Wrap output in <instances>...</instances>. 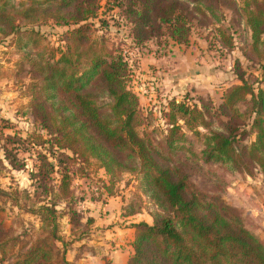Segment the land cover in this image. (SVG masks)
I'll return each mask as SVG.
<instances>
[{"label": "trees", "instance_id": "1", "mask_svg": "<svg viewBox=\"0 0 264 264\" xmlns=\"http://www.w3.org/2000/svg\"><path fill=\"white\" fill-rule=\"evenodd\" d=\"M240 1L0 0V39H10L18 58L13 69L0 67V83L27 78L29 102L20 116L38 123L46 136L8 135L0 144V176L6 165L26 168L21 144L36 150L29 188H0V202L37 221L19 217L9 227L0 221V264H74L68 248L88 237L92 220L78 209L72 169L92 164L109 179L140 175L151 204V224L132 226L127 264H264V245L232 208L197 190L188 168L255 171L264 181V0ZM102 10L115 11L138 48L160 39L187 45L194 30L210 29L220 50L237 48L247 65L235 61L236 84L217 105L195 93L168 100L159 110L165 129L159 128L129 89L121 53L104 46L96 51L90 42L91 22L103 24ZM47 24L66 30L61 48L37 30ZM185 131L200 138L198 149ZM140 200L130 201L122 216L141 214ZM63 218L69 241L60 233Z\"/></svg>", "mask_w": 264, "mask_h": 264}, {"label": "rangeland", "instance_id": "2", "mask_svg": "<svg viewBox=\"0 0 264 264\" xmlns=\"http://www.w3.org/2000/svg\"><path fill=\"white\" fill-rule=\"evenodd\" d=\"M236 2L241 3L240 0H236ZM102 5H104V0H102ZM103 12L105 10H102V14L99 16L103 24L98 20L91 22L90 42L96 51L104 46L111 53H121L130 70L129 89L137 96L144 115L152 114V123L159 128L165 129L164 122L159 120L161 116L159 110L168 100L180 101L184 95L194 96L195 93L196 96L208 99L217 105L224 90L236 84L233 71L235 61L238 60L243 68L247 65L237 48L230 53L220 50L214 42V36L210 29L194 30L190 34L187 45H176L169 40L160 39L138 48L132 44L128 27L120 20L115 11ZM224 13L228 16L230 10L225 8ZM37 30L43 34L51 47L54 49L62 47L65 29L47 24ZM9 44L10 39H0V67L4 69H13L18 59L16 56H12V52L8 48ZM179 55L184 57L182 61L178 60L182 70L174 61V57L178 56L179 58ZM158 62H164L165 66ZM154 63L158 64L157 67L154 66ZM27 83L28 80L25 77H22L20 82L10 79L0 83V118L6 121L0 124V144L8 135L23 138L29 134H39L46 137L40 131L38 123L33 122L30 118L20 116L29 102L25 92ZM185 92L187 93L184 94ZM198 131L204 133L201 128H198ZM185 134L192 138L194 149H198L200 138H194L192 132L185 131ZM253 140L252 136L245 144ZM18 150L21 153L20 159L25 163L26 168L14 170L5 163L7 167L0 176V188L6 192L29 188V172L36 163V150L34 149L33 152L28 150L25 144H21ZM0 158H2L1 151ZM51 164H54L52 160ZM188 168L192 174L191 180L197 190L216 195L232 208L240 216L244 227L264 245V181L262 175L255 171L251 175H247L225 169H219L215 174H210L207 169L201 170L194 165H189ZM75 169L77 167L72 169L74 173L72 186L80 200L78 209L82 211L84 219H91L87 217L89 208H85L91 202L100 203L92 204L96 206L90 215L107 219L115 217L116 211L120 212L122 216V209L136 197L141 198V207L139 203L136 204L141 210H144L141 214L151 212V204L140 190V175L124 174L118 178L109 179L104 171L98 170L94 164L85 166L83 171L76 170L75 172ZM106 196L118 199L113 201L114 205L111 202L112 206H109L107 202L109 199ZM104 200L106 201L103 202ZM103 205H108V208ZM114 207L116 208L114 209ZM0 208V221L5 227L16 224L15 219L19 217L24 221L37 224L33 217L21 214L17 209L11 208L9 203L2 205L0 202ZM135 209L137 210V208ZM91 220L88 237L73 243L67 253L70 255L75 253L77 258L81 254L88 256L96 251L94 254L102 258L100 264H108L109 260H107L106 254L111 251L112 244H108L109 241L103 238L90 241L92 227H94V220ZM69 229L67 219L60 220V233L65 241L70 239Z\"/></svg>", "mask_w": 264, "mask_h": 264}, {"label": "crops", "instance_id": "3", "mask_svg": "<svg viewBox=\"0 0 264 264\" xmlns=\"http://www.w3.org/2000/svg\"><path fill=\"white\" fill-rule=\"evenodd\" d=\"M183 58L184 57L180 55H179V58L178 56L174 57V61L177 63L178 68L181 70H182V67L178 60L182 61ZM164 62H158V63L162 65ZM157 65H158L157 63H154V66L157 67ZM163 66L165 65L163 64ZM106 198L109 199L107 200V202L109 203V206L114 205L113 201L118 199L116 197L109 198L107 196ZM105 201L106 200H104L103 202ZM111 202H112V205H111ZM96 203L97 202H91L89 206L86 205L85 207L86 209L89 208L88 209L89 215L87 217L94 220V223H93L94 227H92L93 231L91 232V236H90L92 238H90V241H92L93 239L98 240L99 238H103L104 240L109 241L108 244H112V247H110L111 251L106 254L107 260H109L108 264H127L129 258L132 255L131 243L133 241V235H134V229L132 226L135 224H139V223H146L150 225L151 218L149 217L148 214H145V213L125 218L120 215V212L117 213L116 211L114 213L115 217L102 219L100 218L101 216L90 215V212H93V210H95L94 209L95 206L100 202H98L97 204ZM92 204H96V205L94 206ZM103 206L108 208V205L106 206L103 205ZM115 208L116 207H114V209ZM95 252L91 253L88 256L81 254L77 258L75 257L76 256L75 253H72L71 254L72 256L67 253L66 258L69 262H73L74 264H100L102 258H100L101 256L99 257L97 254H94Z\"/></svg>", "mask_w": 264, "mask_h": 264}]
</instances>
